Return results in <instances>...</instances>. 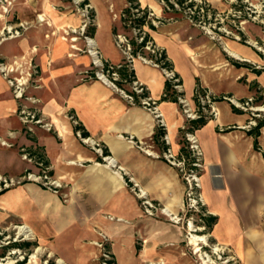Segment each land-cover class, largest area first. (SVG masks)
I'll return each instance as SVG.
<instances>
[{
    "label": "crops",
    "instance_id": "1",
    "mask_svg": "<svg viewBox=\"0 0 264 264\" xmlns=\"http://www.w3.org/2000/svg\"><path fill=\"white\" fill-rule=\"evenodd\" d=\"M207 1L214 6L220 4V0ZM155 29L150 38L164 50L181 79L185 98L190 99L199 85L217 99L216 116L195 131L203 151L201 183L205 209L215 219L208 227L209 240L227 250L238 264H264V121L260 122L255 149L254 136L249 133L254 128L246 125L248 113L235 111L232 104V100L264 98V55L253 44H241L235 38L222 43L198 39L196 31L184 22ZM244 29L250 41L262 40L263 32L257 26L248 24ZM106 31L107 27L101 26L97 32L100 50L110 63H118L119 53L104 37ZM40 41L43 44L39 49L34 46V53L29 51L27 39L7 43L0 50V61L9 64L21 52L25 54H20L21 59H29L19 62L25 72L33 58L32 67L39 74L33 81L41 114L51 123L57 120L54 127L59 134L39 130L33 137L26 136L14 113L18 103L0 73V136L12 144L0 147V175L21 174L28 165L19 157L18 148H29L44 157L50 174L72 200L64 204L59 195L47 193L34 183L6 190L0 194V226L26 224L38 241L51 234L61 236L58 243L76 250L79 264H87L89 257L86 240L90 225L104 227L95 232L96 238L90 242L98 248L109 236L112 238L114 264H195L179 248L176 234L161 235L154 224L145 239L147 243L144 240L138 251L132 247L133 231L129 227L135 226L136 218L135 203L124 202L129 193L135 194L139 188L149 200L173 214H179L183 207L184 184L177 170L159 157L163 132L153 116L125 102L109 85L82 79L80 73L90 63L88 57L71 52V46L68 49L62 43ZM226 47L239 56L231 55ZM234 63H247L249 68ZM132 69L146 93L158 100L172 149H182L179 129L184 118L175 102L162 100L165 81L161 73L140 60L133 61ZM67 112L78 120L87 137L107 151L104 164L95 150L76 138L74 128L66 120ZM97 164L101 168L95 167ZM118 177L120 188L114 182ZM99 192L107 197H98ZM88 205L92 206L90 210ZM158 216L163 217L146 215L149 219ZM169 225L179 229L173 222ZM122 227L128 228L123 237L118 234Z\"/></svg>",
    "mask_w": 264,
    "mask_h": 264
},
{
    "label": "rangeland",
    "instance_id": "2",
    "mask_svg": "<svg viewBox=\"0 0 264 264\" xmlns=\"http://www.w3.org/2000/svg\"><path fill=\"white\" fill-rule=\"evenodd\" d=\"M202 1L210 6V9L212 10L211 13L213 14L211 16L210 21H206L204 29L202 28L203 24L200 26H194L186 19L185 15L182 12L171 9L168 4L162 2L161 0H0V50L7 43H11L13 41L16 42L24 39H27L29 51L32 50L34 46L36 49H39V47H41L43 42L40 41V39H43V41L47 44L62 43L68 49L71 46V52L76 53L78 55L86 56L90 60V63L88 64L85 72L80 73L82 79L89 81L98 80L97 78L95 79L92 77V73L95 72V67L92 64V58L90 57L88 52L90 49V47L88 46L89 39L95 42V46L99 52V58L103 61H107L110 63V61L106 60L103 57L98 42L97 32L100 28L98 27V12L100 11L101 26H105V28L107 27L106 32L108 33L104 34V37L106 36V38H109L111 40L114 48L120 56V61L118 63H114L115 65L119 64L120 62L124 65H127L126 60L123 57V51L125 50L124 44L125 40L127 42H132L136 37V32L133 30V19L137 14L141 15L142 17H145L149 14L151 17V19L148 20L146 28V38H150L151 30H153L149 28V26H153L150 21H153L156 28L155 30L160 29L163 25L178 21L184 22L187 27H190V29H192L191 31H196L198 39H208L211 41L222 43L224 39H233L235 36H238V41L241 44H246V42H249L255 47H258L259 52L264 55V0H220V4L217 6L212 5L207 0ZM152 6H156L159 9V13H157L152 8ZM251 11H253V13H251ZM249 14L251 15V17L248 16ZM40 15H44L45 20L43 22L39 21ZM254 17L255 19H253ZM136 24L138 23L136 22ZM208 24L211 25L210 29L207 28ZM248 24H253L254 26H257L261 29V31L263 32L262 40L250 41V39H248V36L245 34L246 29H244V27ZM225 31L231 32L232 35L226 34ZM185 36L186 35H184V37ZM62 38L65 40H62ZM155 45L159 47L156 43ZM34 52L35 51L32 50V53ZM20 54H22V57L25 55L21 52L16 53L15 58L12 60V62L16 60H22L23 58H20ZM143 54L144 60H140L138 58H135L134 60H140L145 65L154 67L161 73L162 77L164 78L161 69L154 66V64L149 60L150 51H143ZM26 59L27 60L23 59L22 61L29 62V59ZM31 59L32 62L30 67L34 66L33 58ZM131 67H133V61L131 63ZM34 70L37 69L32 67V72L29 71L30 77L28 78L29 80L27 82L25 91L28 96H31L37 100V102L34 104L36 106L35 111L37 114L40 115V120L42 121V124L37 125L33 129V132L30 133V135L33 137L35 133H37V131L39 130L44 131L46 133L55 132L56 134H59L53 124L50 122V120H48V118L44 117L41 114L42 112L40 102L38 101L36 91L34 90L36 84L33 81L39 78V74L34 73ZM14 75L18 76V74ZM22 75L26 77V74ZM136 82L138 83V85H141L145 88V86H143V84L139 82L137 78ZM107 85L112 87L110 84ZM132 86L133 84L129 85L128 83H125V85H123L124 90L120 89L119 87H117V89L114 87L112 88L125 102L130 105H133L120 92V90L124 92L125 90H132ZM9 88L11 89V93L14 97V88L10 86ZM150 97L154 101H156V105H152V107H155V109H152L151 111H156L157 113H159L158 100L154 99L152 96ZM183 99L187 100L188 103L191 105L190 99H185V96L182 98V100ZM260 101L261 99H257V102H255L253 105H259ZM175 105L178 107L179 113L184 118L183 125H186L189 121V117L191 114L190 110L188 109L189 107L186 106L185 103L180 102H177ZM133 106L140 107L146 113L152 115L153 119L155 120V125L159 128L161 132H163L161 137L167 135L166 122L163 119L162 114L159 113L161 117L157 118L155 117V114L151 113L148 109L143 108V106L137 104ZM191 107L193 108V105H191ZM246 113H248V117H250L249 121L253 122V124H246L247 126H250L249 129L255 128L258 123L264 121V112H260L259 116L255 118L250 114L249 111ZM59 116L62 117L61 114ZM66 120L71 124L72 127H74V122H78V120L73 115H70L69 112L66 113ZM159 120L163 122V126H160V124L158 123ZM48 127L50 128V130H47ZM181 127L179 129V132L181 136L180 143L182 144L183 134ZM26 136L29 137V134H26ZM76 138L82 143V141L78 137ZM99 146L103 151L102 146L100 144ZM25 149L30 150L29 148ZM18 154L21 158L20 150ZM100 157L102 159L100 163L104 164L103 159H106V156L102 154L100 155ZM24 162L28 165V167L21 174H24L25 171L36 170L33 164L27 163L26 161ZM21 174L17 176H20ZM25 184L28 183H24L19 186H23ZM34 184L44 189L47 193L59 195L61 201L64 204H66L68 200H72L71 197L64 195L62 185V187L57 190V193H54L53 191L48 189V186H44L42 183ZM97 195L98 197H107V194L102 192H99V194ZM127 196L128 199L124 201L125 204L128 202L135 203L136 224L135 226L129 227V230L130 232L133 231L132 247L136 251L143 247L144 240L147 239L150 230L154 228L152 226V224H154V226H156L155 228L159 230L158 232L161 235H169L172 233L176 234L179 239V248L184 250L186 254L191 257L195 264H203L202 260L199 259L198 255L196 253H193V247L189 244L186 239V230L184 229V227L186 228L185 225L183 226V224L181 223L177 225L179 229L172 228V226L169 225L171 224L170 220L164 215L163 217L158 216L154 219H149L148 217H146V215L143 214L142 199L138 198V195L136 193H129V195ZM82 198L86 199L87 195L83 194ZM153 202L158 203L156 201ZM91 207V205H88V210H90ZM181 215L182 214L180 212V216ZM23 225V223H15L14 225H8L7 227L0 226V262L13 261V264H18L23 261V259L26 257V261L24 264H30L28 263L30 255L34 252L35 248L40 247L41 251L38 253L36 264H57V258H62L63 260H65L66 264H79L78 252L76 250H70L69 246L66 249L67 245H65L64 243H58V239H60L61 236L59 237L58 235L54 236L53 234H51L49 236L47 235L44 240L41 241L25 240L22 236H18L17 234V228ZM78 228L79 227H72L71 229L75 230ZM99 228H102L104 230V227L98 225H90L88 227L89 239L86 240V247L88 252L87 255L89 257L86 259L87 264H98L99 248L98 246H95L90 242L95 240V232ZM121 231H119L118 234L122 233L120 234L122 237L123 235L126 236L128 228L122 227ZM208 232L209 229L207 228L205 234H208ZM111 239L112 238L109 236V240L104 241L103 243L108 246V248H106L108 249L110 254L113 255L112 247L114 242ZM14 243H19L21 245L24 243H30V246L16 248L12 246L14 245ZM209 244L214 245L216 243H212L209 240ZM223 251L224 252L221 257H213V264H238L234 258H232V262H229L231 261V255L227 250Z\"/></svg>",
    "mask_w": 264,
    "mask_h": 264
},
{
    "label": "built area",
    "instance_id": "3",
    "mask_svg": "<svg viewBox=\"0 0 264 264\" xmlns=\"http://www.w3.org/2000/svg\"><path fill=\"white\" fill-rule=\"evenodd\" d=\"M161 1L168 4L171 9L182 12L185 15L186 19L194 26H200L203 24V29L205 28L206 21H210L211 16L213 15L211 13L212 10L210 9V6L202 0ZM251 13H253V11H251ZM248 16L251 17L250 14ZM134 18L143 19L144 23L140 26H136L135 24L133 26V30L136 32V37L134 39L135 46H133L130 41L127 42L125 40L124 46L126 51H123V57L126 60L127 65H124L121 62L115 65L107 61H103L98 56L99 52L96 46H91L88 41V46L90 47L88 52L90 57L92 58V64L95 67V72L92 73V77L95 79L97 78L104 83L110 84L116 89L117 87H119L120 89L124 90L123 85H125V83H128L129 85L133 84L132 90H125V92L120 90V92L131 104L141 105L143 106V108L148 109L151 113L155 114V117L160 118L161 116L159 113H157L156 111H151L152 109H155V107H152V105H156V101H154L146 93V89L144 87L138 85L136 79L133 76V73L131 74V72L133 71L131 67L132 61H134L135 58L144 60L143 51H150L149 60L154 64V66L161 69V72L165 78L164 81L167 82L170 86V92H173L174 95H176L177 102L185 103V105L189 107L188 109L191 112L190 117L188 115L189 121L186 125H183L181 127L183 134L182 149L174 151L171 148L168 136L165 135L161 137L163 148L159 155V157L163 159L168 165L177 170V173L184 184L185 190L183 207L181 211L182 215L180 216V213L173 214L160 204L154 203L153 201L149 200L146 197V194L143 195V191L139 188H137L135 193L138 195V198L142 199L143 212L147 216H155L157 214H161L167 217L175 225H179L181 223L183 224V226L185 225L186 228L184 227V229L186 230V239L188 242L190 241L192 235L206 237L205 241H198V251H195V247L192 246L193 253H196L201 260V255L205 257L208 256L214 263L213 257H221L224 252L223 250L225 249H222V247H220L218 244L210 245L208 234H205V231L209 227L206 220L210 217V213L205 209L204 198L202 195L201 176L204 169L203 151L195 134L196 129H194L193 126L190 125V122L196 121L200 118H204L208 121L215 117V102L217 101V99L213 98L199 85H197L194 89L193 96L190 98L193 108L187 100H182L184 94L181 79L174 71L166 55H164V50L157 47L149 37L146 41H144L147 36L146 28L148 20L151 19L150 15L148 14L145 17H142L141 15L137 14ZM253 19H255V17ZM150 22L155 27L153 21ZM207 28L210 29L211 25L208 24ZM225 33L231 34V32L227 31H225ZM234 38L236 40L239 39L238 36H235ZM19 62L17 60L13 61L10 64L0 62V73L2 74L8 85L14 88V98L18 102L17 108L14 113L18 116L22 124V130L24 131V133L30 135V133L33 132V129L37 125L42 124V121L40 120V115L35 111L36 106L34 104L37 102V100L31 96H28L25 91L27 82L29 80L28 78L30 77V72H32V67H30L29 70L23 72L22 66ZM120 70L124 71L123 75L121 74V76L119 72ZM33 72L38 73L37 70H34ZM14 74H18V76ZM22 74H26L27 78ZM165 96L166 93L163 94V97ZM260 99V104H256L257 106L253 105L255 102H257V99H255L254 97L247 98L243 101L232 100V104L236 109L242 112L249 111L250 114L255 118L259 116L260 112H264V98L261 97ZM260 108L263 109L260 110ZM158 123L160 124V126H163V122L161 120H159ZM248 123L253 124V122L251 121H249ZM79 127L80 124L78 122H74L73 128L76 137H78L82 141V143L90 145L91 148L95 150L99 155H102L103 151L100 148L99 144L89 137H84L82 135V130ZM47 130H50V128L48 127ZM0 146L8 148L11 147L12 144L6 138L0 136ZM20 152L21 159L23 161H26L27 163L33 164L36 170L25 171L24 174H21L17 177L0 175V193L24 183L32 182L37 184L42 183L44 186H48L49 190L57 193V190L62 186L58 180L52 178V175L50 174V167L48 166V164H46L44 157L41 154L32 152L25 148H20ZM99 248L101 249L99 257L100 264H112L113 258L108 249L105 247V243H100ZM230 258L231 261L229 262H232L233 259L232 257Z\"/></svg>",
    "mask_w": 264,
    "mask_h": 264
},
{
    "label": "bare ground",
    "instance_id": "4",
    "mask_svg": "<svg viewBox=\"0 0 264 264\" xmlns=\"http://www.w3.org/2000/svg\"><path fill=\"white\" fill-rule=\"evenodd\" d=\"M218 1V0H217ZM152 8L159 13V9L156 6H152ZM45 20L44 15H40L39 16V21L43 22ZM98 27H101V21H100V11L98 12ZM62 40H65L62 38ZM253 43V42H252ZM89 44L95 45V42L93 40H89ZM226 50L233 56L238 57L239 55L233 51L232 49H229V47H226ZM259 109V108H257ZM263 108H260V110H262ZM57 120L52 121L53 126L57 125ZM109 163L112 164L114 163V160L112 159H108ZM95 167H99L101 168L100 165H96ZM114 182L116 183L117 186H119V188L122 186V182L120 180V177H118V180H114ZM143 195H145V192L142 193ZM174 202V201H172ZM178 202V201H177ZM169 206H171V203L169 204ZM170 211V210H169ZM17 234L18 236H22L25 240H34L35 237V233L34 231L31 229V227H29L28 225H23V226H19L17 228ZM205 241L206 237H202V236H198V235H192V237L190 238L189 244L195 247V251H198L197 248V244L198 241ZM147 243V241L145 240V244ZM218 247V246H217ZM41 251L40 247L35 248L34 252L30 255L29 258V262L30 264H36L37 263V257H38V253ZM202 258V263L203 264H213V262L211 261L210 257H205L203 255H201ZM57 264H66L65 260H63L62 258H57L56 260ZM13 261H7V262H0V264H13Z\"/></svg>",
    "mask_w": 264,
    "mask_h": 264
},
{
    "label": "trees",
    "instance_id": "5",
    "mask_svg": "<svg viewBox=\"0 0 264 264\" xmlns=\"http://www.w3.org/2000/svg\"><path fill=\"white\" fill-rule=\"evenodd\" d=\"M134 20V24L136 25V26H140V25H143V23H144V21H143V19H133ZM136 22L138 23V24H136ZM149 28H151V29H154L155 27H153V26H149ZM148 38V37H147ZM147 38H145V40L144 41H146L147 40ZM131 44L133 45V46H135V41H132L131 42ZM135 54V53H134ZM165 55V54H164ZM234 65L235 66H237V67H248L249 65L247 64V63H243V64H239V63H234ZM249 68V67H248ZM264 70V69H263ZM120 72V74H122L123 75V73H124V71L123 70H120L119 71ZM133 72H131V74H132ZM171 91V89H170V86H169V84L167 83V82H165V92L164 93H166V96L165 97H162V100H170V101H172V102H175V103H177V97H176V95H174V93L172 92H170ZM183 95V94H182ZM233 109L235 110V111H237L238 109H236L235 107H233ZM207 122V120L206 119H204V118H200V119H198V120H196V121H191L190 122V125L191 126H193V128L194 129H198V128H200V127H202L205 123ZM262 127V123H258L257 124V126L254 128L255 129V131H253V130H251L249 133H250V135H253L254 136V148L255 149H257V137L259 136V133H258V130H259V128H261ZM81 130H82V135L84 136V137H87V133H85V131L82 129V127L80 126L79 127ZM103 154L104 155H106L107 154V151H103ZM47 164V163H46ZM5 191H3V192H1V194L2 193H4ZM214 218H212V217H209V218H207V224H208V226L210 227V225L214 222ZM13 247H16V248H21V247H23V246H25V247H29L30 246V243H24V244H19V243H14V245H12ZM25 261H26V257L23 259V261H21L20 263H18V264H24L25 263ZM112 264H114V261H112Z\"/></svg>",
    "mask_w": 264,
    "mask_h": 264
}]
</instances>
